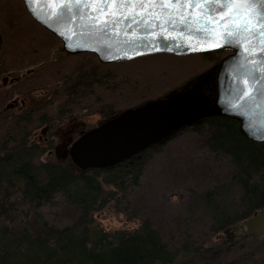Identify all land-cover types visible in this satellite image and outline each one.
<instances>
[{"label": "trees", "instance_id": "obj_1", "mask_svg": "<svg viewBox=\"0 0 264 264\" xmlns=\"http://www.w3.org/2000/svg\"><path fill=\"white\" fill-rule=\"evenodd\" d=\"M200 56L216 61L221 50ZM89 77L80 78L79 86L85 88ZM30 120V114L13 115L0 128V264H264V236L222 238L208 248L186 230L174 247L149 218L130 230L99 227L93 214L139 185L148 150L109 168L77 171L64 163L38 161L43 148L28 142ZM191 130L196 146L227 157L231 165L226 180L190 190L185 203L187 221L205 219V232L216 236L264 208V144L246 138L237 121L221 116L203 119ZM58 201L70 210V223L64 226L43 214ZM248 239L256 242L249 251L260 255L241 253L225 262L222 254L245 251ZM186 253L191 254L180 263L177 259Z\"/></svg>", "mask_w": 264, "mask_h": 264}, {"label": "water", "instance_id": "obj_2", "mask_svg": "<svg viewBox=\"0 0 264 264\" xmlns=\"http://www.w3.org/2000/svg\"><path fill=\"white\" fill-rule=\"evenodd\" d=\"M21 2L31 19L56 36L66 52L90 53L101 63L156 54L185 56L228 51L213 66L212 96L188 85L123 109L82 133L69 148L72 163L81 171L140 158L141 153L180 129L213 116L237 121L243 136L264 144V4L183 5L188 11L181 23L179 16L160 14L159 5L156 11L144 13L141 6L104 8L105 13H122L112 17L94 11L104 7L101 5L53 0ZM176 7L171 6L170 11ZM133 8L135 15H131ZM157 15L160 19L155 18ZM258 20L260 28L256 27ZM245 21L251 22L252 31L246 29ZM1 44L0 34V47ZM223 234L227 240L264 236V208Z\"/></svg>", "mask_w": 264, "mask_h": 264}, {"label": "rangeland", "instance_id": "obj_3", "mask_svg": "<svg viewBox=\"0 0 264 264\" xmlns=\"http://www.w3.org/2000/svg\"><path fill=\"white\" fill-rule=\"evenodd\" d=\"M0 31L3 43L0 51V58H3L0 60V68L5 70L0 73V77L12 69L16 70L11 71L12 74L22 73L40 61L39 58L33 61L34 56H28L32 47L42 51L39 56L43 55L51 60L56 71L55 75L47 76L45 73V76L40 74L38 78L33 79L35 92H38L41 84L47 80L57 81L63 78V75L67 79H72L74 70L81 73L83 71V74H88L86 70L94 72L86 82V89L78 86L80 81L76 80L74 100L76 104L73 103L76 124L80 120L88 130L103 118L102 113L105 109H110L111 113L121 111L138 105L144 98L148 100L160 98L170 91L183 89L203 71L208 70L213 62H207L200 54L185 56L156 54L106 65L99 63L95 56L89 53L67 57L59 52V42L28 16L21 0H0ZM25 81L28 85L30 80ZM4 96L5 94L0 95V128L4 126L5 120H10L15 114L11 110L1 111L3 104L1 100ZM37 102L33 100L28 106L36 107ZM40 111L38 115L37 112L32 113L30 123L27 125L29 140L32 139L31 134L38 133L41 129L42 125H37ZM54 112L50 109L52 116L55 115ZM64 118H61V121H64ZM195 144V134L191 127H185L161 144L149 148L139 185L128 188L123 199L117 198L116 201L109 202L104 208L97 210L93 214L94 223L107 231L130 230L137 227L142 219L149 218L153 227L174 247L181 243L179 235L186 230L202 247H217L224 234L216 236L207 234L205 219L196 220L191 222L192 224L187 221L185 203L190 190L200 191L226 180L231 173V165L227 157L215 155ZM46 153L47 149H44L38 161L60 162L81 171L70 158L57 160L54 156L47 157ZM43 214L56 226L67 225L71 220L70 210L61 202L52 208H45ZM255 244V241L248 239L243 243L247 248L245 251L229 252L222 256L228 259L227 261L225 259V262H231L241 253L259 256L258 251H249ZM190 254L186 253L177 260L182 263ZM192 262L199 264L194 260ZM190 263L191 261H188L187 264Z\"/></svg>", "mask_w": 264, "mask_h": 264}, {"label": "flooded vegetation", "instance_id": "obj_4", "mask_svg": "<svg viewBox=\"0 0 264 264\" xmlns=\"http://www.w3.org/2000/svg\"><path fill=\"white\" fill-rule=\"evenodd\" d=\"M36 25L38 24L36 23ZM38 26L45 32L53 36L57 42H59L60 47L58 49L61 54L67 57L76 56V53L66 52L62 48L61 41L56 36L48 32L42 26ZM2 45L3 43L1 44L0 51ZM30 49L31 50L29 52H31V54H29L28 56H34L33 61H36L37 58H39L40 61H38L36 64L34 63L32 66H30V68L24 70V72L22 73L19 72L17 74H12V72H16V70L12 69L8 70L5 76L0 77V95L3 96L5 94L3 100H1L3 101L1 111L4 112L11 110L13 113H15L14 115L30 114L31 118L32 113L37 112L38 115L39 110H41L40 115L38 117L39 124H37L42 125L41 129L38 133L34 132L33 134H31L30 136L32 137H30V139H32H28V142L41 146L43 150L47 149V157L54 156L55 158H57V160L58 158L62 160L66 157L70 158V146L82 133L88 130V127H86L83 122H80V120L77 121L78 123L76 124V116L74 115L75 112L73 110L75 107L74 104H76V101H74L76 99V80L80 81V78H87L91 76V74H93L94 72H89V70H86L88 74H83V71L81 73L74 70L72 73V79H67V77L62 74L63 78H59L57 81L53 79L50 81L47 80L45 83H43V85L41 84L40 90L38 92H35V86L32 85L34 81L33 79L38 78L40 74L45 76V73L47 74V76H50L51 74L55 75L56 71L52 67L53 62L51 60H48V58L44 57L43 55L41 57L39 56L42 54V51L37 50L35 47H32ZM227 53L228 51L222 50L221 57ZM2 59L3 58H0L1 61ZM218 61L219 60L213 61L211 67L208 70L203 71L197 79H195L191 84H189V87L196 86L197 88H202L206 94L212 96L214 93L212 69ZM101 64L106 65L107 63ZM45 65H47V67ZM3 71L5 70L0 68V73ZM59 73L60 72H58V75ZM204 75L205 77H208L207 80L201 78ZM25 80H30L31 82L29 81L27 85V81ZM202 82L203 84L201 85ZM24 83L26 84L25 86H23ZM80 84L77 85L79 86ZM70 88L73 89L72 94L68 91V89ZM33 100L38 101L36 107H33L31 105L28 106L29 102ZM50 109L55 111L54 116L50 114ZM110 111L111 110L108 108L107 110L105 109V111H103L102 113L103 118L93 127H96L100 123L112 117L120 110L115 111L113 113H111ZM61 118H64V121H61Z\"/></svg>", "mask_w": 264, "mask_h": 264}, {"label": "snow or ice", "instance_id": "obj_5", "mask_svg": "<svg viewBox=\"0 0 264 264\" xmlns=\"http://www.w3.org/2000/svg\"><path fill=\"white\" fill-rule=\"evenodd\" d=\"M53 2L57 3H76V4H84V5H101L104 7L97 8L94 11L99 13L101 16H112V17H118L122 13L119 10L116 11H109L105 13L104 8H107L108 6H141V13H144L145 11H156L155 6H162L159 9L160 14L162 15H168V16H179L180 22L183 23L185 19V14L187 13V9L183 8V5H249V4H264V0H53ZM150 5L153 6L149 9H144L143 6ZM177 6L175 11H170L171 6ZM212 11H215L213 9ZM234 11V10H231ZM136 11L135 8H133V11L131 15H135ZM239 15V13H237ZM156 19H160V15H157L155 17ZM97 23L100 21L97 20ZM245 24V27L248 31H252L251 22L245 21L243 22ZM257 28L261 27L260 21H257L256 24ZM232 33H229V36H231ZM213 48L218 47L217 45H213Z\"/></svg>", "mask_w": 264, "mask_h": 264}]
</instances>
